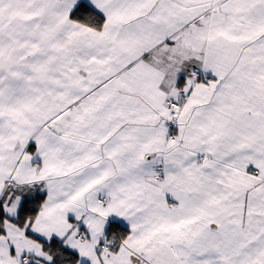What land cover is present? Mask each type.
Listing matches in <instances>:
<instances>
[{
  "label": "snow or ice",
  "instance_id": "1",
  "mask_svg": "<svg viewBox=\"0 0 264 264\" xmlns=\"http://www.w3.org/2000/svg\"><path fill=\"white\" fill-rule=\"evenodd\" d=\"M0 264H264V0H0Z\"/></svg>",
  "mask_w": 264,
  "mask_h": 264
}]
</instances>
